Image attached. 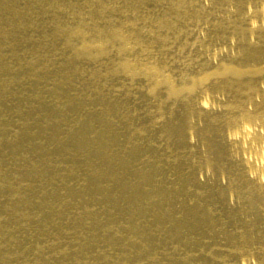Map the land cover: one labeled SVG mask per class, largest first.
<instances>
[{
  "label": "bare ground",
  "instance_id": "bare-ground-1",
  "mask_svg": "<svg viewBox=\"0 0 264 264\" xmlns=\"http://www.w3.org/2000/svg\"><path fill=\"white\" fill-rule=\"evenodd\" d=\"M0 264H264V0H0Z\"/></svg>",
  "mask_w": 264,
  "mask_h": 264
},
{
  "label": "rangeland",
  "instance_id": "rangeland-1",
  "mask_svg": "<svg viewBox=\"0 0 264 264\" xmlns=\"http://www.w3.org/2000/svg\"><path fill=\"white\" fill-rule=\"evenodd\" d=\"M203 247H205V246H203Z\"/></svg>",
  "mask_w": 264,
  "mask_h": 264
}]
</instances>
